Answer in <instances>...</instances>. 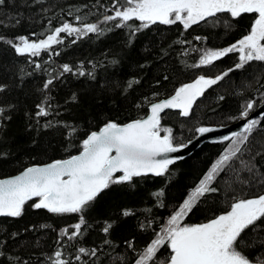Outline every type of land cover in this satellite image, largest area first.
Instances as JSON below:
<instances>
[{
    "label": "snow or ice",
    "instance_id": "snow-or-ice-1",
    "mask_svg": "<svg viewBox=\"0 0 264 264\" xmlns=\"http://www.w3.org/2000/svg\"><path fill=\"white\" fill-rule=\"evenodd\" d=\"M43 2L44 0H31V4L22 6L35 7ZM7 3L8 0H0V8ZM92 7L96 11L83 12L89 8L88 4L76 8V13L83 12L82 15L69 11L67 15L72 17L71 21L62 20L58 26H51L52 19H48L49 27L36 39H32L37 36L36 33L14 38L0 33V43L7 45L21 57L38 58L43 53L51 57L60 55L55 46L64 43L62 34L74 37L71 43H76L90 35L99 38L114 30L123 29L126 31L125 45L131 47L137 35L153 25L179 24L187 32L194 25L208 22L211 18L213 25L222 23L226 30H231L234 27L232 21L238 22L244 15L252 16L253 20L247 33L227 47L191 49L199 54L197 62L187 65L192 69L211 68L215 62L229 54H238L236 63L227 70L215 76L201 74L193 82L175 88L173 94L167 98L159 99V92H153L151 97L146 96L135 103L137 108L147 107L144 116L124 124L115 120L105 121L99 130L89 131L80 139L79 154L56 159L42 166H27L12 178L0 179V218L19 219L25 215L26 205L33 210H46L52 215L74 214L78 218L75 224L59 231L54 242V251L50 254L42 252L39 257L34 253L25 257L23 250L26 245L20 242L23 233L19 230L10 231L7 224L0 223V264H89L90 261L93 264H103L101 254L105 251L104 246L114 250L113 241L109 237L116 224L115 220L104 221L101 231L105 239L101 245L91 248L78 246L73 259H69L66 254L67 242H76L85 235L88 226L85 214L101 194L114 185H127L134 189L140 179L171 176V166L185 158L183 151L192 144V140L177 143L173 128L162 124V113L166 114L165 110H174L178 116L189 118L198 99L208 89L232 72L250 73L253 62L260 66L256 77V83L260 86L255 89V94L241 101L237 115L225 118L233 122L243 121L240 131L223 138L231 142V147L212 163L210 170L182 200L178 210L155 232L149 244L142 250L134 246L133 240L125 241V244L133 253L128 264H264V194L252 198L233 196L234 202L222 214L203 223H184L203 198L219 191L218 186L214 185L220 173L245 150L251 154V160L242 162L243 170L249 173V177L241 183L259 181L264 185V172L252 162L257 157L264 158V84L260 83V77L264 76V0H111L110 4L95 0ZM41 11L47 13L49 9L41 8ZM222 14H226L228 18L221 21ZM19 15L8 17L10 23L0 19V27L18 26L21 23ZM93 15L97 16L94 21L89 19ZM207 39V36L193 37V40L200 43H205ZM178 42L191 44L189 40ZM184 54L187 55V51ZM160 57H164L163 50ZM27 62L35 70L49 72V78L42 84L41 91L44 96L35 106L36 111L25 113L32 121L26 125V130L37 133L31 140L32 145H38L39 133L53 128L60 130L65 140L72 142L79 133L78 126L55 118L48 119L60 115L59 104L52 103L54 98L51 91L55 82L61 80L65 74L87 76L95 80L97 65L90 61L92 69L87 70L83 62L75 67L64 63L57 72L56 69H45L42 63L34 59H28ZM119 62L117 58L109 61L112 66ZM140 67L143 68L144 65L141 64ZM53 72L56 74L52 75ZM163 79L167 80L168 76ZM140 83L138 78L126 81L121 95L127 98L128 92ZM156 83L159 84L160 80L157 79ZM247 87L250 88L251 85ZM7 90V84L0 83V94ZM219 99L223 100L224 97L220 96ZM70 101L78 103L79 98L73 93ZM17 111L14 103L0 104V164L5 163L11 155L6 133L8 124ZM41 118H45L43 122ZM216 130L212 126L203 125L194 129L199 137ZM250 144L259 147L252 152L248 147ZM165 195L164 188L150 194L155 207H165ZM137 211L136 208L125 207L120 209V215L127 218L135 216ZM142 211L149 216L152 214L150 207ZM153 220H148L147 223L141 221L139 228L145 230L151 227ZM35 227L29 226L24 231H33ZM51 227L49 224L39 225L41 230ZM10 242L13 243L12 248H9ZM38 245L37 239L33 246ZM111 259L113 264L117 261L125 264L126 261V257L120 254L112 256Z\"/></svg>",
    "mask_w": 264,
    "mask_h": 264
},
{
    "label": "trees",
    "instance_id": "trees-1",
    "mask_svg": "<svg viewBox=\"0 0 264 264\" xmlns=\"http://www.w3.org/2000/svg\"><path fill=\"white\" fill-rule=\"evenodd\" d=\"M110 2L111 0H101L102 4H110ZM25 4H31V0H8L6 6L0 8V19L5 20L6 23H10L8 17L17 14H20L21 20L18 26L0 27V33L8 38L31 36L32 33H36L37 36L32 37L36 39L46 27H49L48 19H52L51 26H58L62 20L71 21L72 17L67 15L69 11L80 15L89 10L96 11L92 7L95 0H44L43 4H37L35 7L22 6ZM83 4H88L89 8L76 13V8ZM41 8L49 11L44 13ZM100 11L103 12V9ZM225 18H228L226 14H222L221 21ZM89 19L94 21L97 16H90ZM252 20V16L244 15L238 22L232 21L234 27L231 30H226L222 23L213 25L211 18L208 22L194 25L187 32H184L179 24L153 25L150 29L140 32L131 47L125 45L126 31L123 29L114 30L99 38L90 35L77 40L76 43H71L74 37L62 34L64 43L55 46L60 51V55L51 57L47 53H43L38 58L21 57L10 47L0 43V83L8 86L7 92L0 94V104L11 102L16 104L18 109L14 113L13 120L8 124L6 136L11 155L5 163L0 164V179L16 174L27 166L41 165L78 154L79 142L84 134L99 130L105 121L115 120L124 124L144 116L147 107L137 108L135 103L146 96L151 97L153 92H159V99L167 98L173 94L175 88L195 80L201 74L215 76L227 70L236 63L238 54H229L215 62L211 68L192 69L187 65L197 62L199 54L191 49L227 47L247 33ZM196 35L207 36L208 39L205 43H200L193 40ZM180 40H189L191 44H180L178 42ZM162 50L163 59L160 57ZM186 51L187 55L184 54ZM112 58H117L119 64L112 66L109 63ZM28 59H34L42 63L45 69L49 71L56 69L57 72L64 63L75 67L83 62L87 70L92 69V63L97 65L95 80L87 76L65 74L61 80L55 82L51 91V96L54 98L52 103L59 104L60 115L48 119L55 118L78 126L79 133L72 142L65 140L60 130L53 128L39 133L38 145H32L31 140L37 136V133L26 130V125L32 121L25 116V113L36 111L35 106L44 96L41 91L42 84L49 78V72L43 69L35 70L33 65L27 62ZM90 61L92 63H89ZM141 64L144 65L143 68L140 67ZM259 68L257 62H253V70L250 73L246 71L230 73L198 99L189 118L178 116L176 111H166V114L162 115L164 116L162 124L173 128L177 143H187L196 136L194 129L198 126H225L233 123L225 118L237 115L241 101L255 94V89L260 86L256 83ZM164 76H168V79L164 80ZM132 78H138L141 83L129 91L125 98L121 93L126 81ZM157 79L160 80L159 84L156 83ZM260 83L264 84V76L260 77ZM73 93L79 98L78 103L70 101ZM220 96L224 99L220 100ZM44 119L41 118V121L43 122ZM228 142L203 144L191 155L171 166L172 174L169 177L140 179L134 189L127 185H114L106 190L85 214L88 221L85 235L76 242H67L65 250L68 258H74L78 246L91 248L101 245L105 239L101 231L104 221L115 220L116 224L109 237L113 241L114 250L104 246L101 262L113 264L111 257L120 254L126 257L125 264H128L133 253L127 248L125 241L133 240L134 246L140 250L149 244L155 232L166 223L175 210H178L182 200L198 184L212 163L223 154ZM248 147L255 152L259 145L250 144ZM249 160L251 154L248 151L238 154V157L233 159L217 178L214 186H218L219 191L203 198L186 217L184 223H203L222 214L234 202L233 196L252 198L264 194V185L259 181L241 183L249 177V173L243 170L242 162ZM252 162L264 172V158L257 157ZM161 188H164L166 193L163 198L165 207L158 208L155 207L150 194ZM125 207L136 208L138 211L135 216L123 218L120 209ZM149 207L152 208L151 216L142 211ZM77 219L74 214L56 216L47 213L46 210H33L26 205L23 217L0 218V223L7 224L10 231L19 230L23 233L20 242L26 245L23 250L25 257L33 253L39 257L42 252L52 253L56 247L54 242L59 231L75 224ZM148 220H153L151 227L141 230L139 223L141 221L147 223ZM41 224H49L52 227L41 230L39 229ZM29 226L36 227L33 231L25 232L24 229ZM37 239L39 245L33 246ZM12 247L13 243L10 242L9 248ZM89 264L93 262L90 261ZM116 264L119 262L117 261Z\"/></svg>",
    "mask_w": 264,
    "mask_h": 264
},
{
    "label": "water",
    "instance_id": "water-1",
    "mask_svg": "<svg viewBox=\"0 0 264 264\" xmlns=\"http://www.w3.org/2000/svg\"><path fill=\"white\" fill-rule=\"evenodd\" d=\"M193 81H191V82H193ZM191 82H188V83H191ZM165 111H174V110H165ZM163 114L164 113H162V115ZM242 123H243V121H236V122L230 123V124L225 125V126H212L215 129H217V130L214 131L211 134H208V135L204 136V137H199L198 134H196V136L193 139H191L192 140V144H190L188 148L184 149V151H183L184 157L185 158L188 157L195 150H197L200 146H202L205 143L225 142V140H223V138L227 137V136H231L234 132L240 131L241 130L240 126H241ZM51 162H48V163H51ZM45 164H47V163H45ZM42 165H44V164H41V166ZM23 170H21V171H23ZM21 171L17 172L16 174H13L11 176L2 178V179L12 178V177L20 174Z\"/></svg>",
    "mask_w": 264,
    "mask_h": 264
},
{
    "label": "rangeland",
    "instance_id": "rangeland-1",
    "mask_svg": "<svg viewBox=\"0 0 264 264\" xmlns=\"http://www.w3.org/2000/svg\"><path fill=\"white\" fill-rule=\"evenodd\" d=\"M231 147V142L229 141L228 142V145L226 146V148H225V150L224 151H226V150H228V148H230ZM210 170V169H209ZM193 190V189H192ZM190 193V192H189Z\"/></svg>",
    "mask_w": 264,
    "mask_h": 264
}]
</instances>
